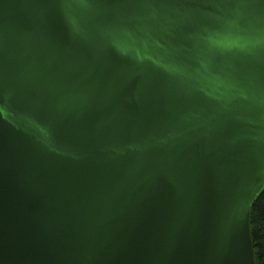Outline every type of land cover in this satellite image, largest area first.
<instances>
[{"label":"water","instance_id":"obj_1","mask_svg":"<svg viewBox=\"0 0 264 264\" xmlns=\"http://www.w3.org/2000/svg\"><path fill=\"white\" fill-rule=\"evenodd\" d=\"M0 0V264H256L264 0Z\"/></svg>","mask_w":264,"mask_h":264},{"label":"trees","instance_id":"obj_2","mask_svg":"<svg viewBox=\"0 0 264 264\" xmlns=\"http://www.w3.org/2000/svg\"><path fill=\"white\" fill-rule=\"evenodd\" d=\"M251 231L256 251V264H264V191L253 206Z\"/></svg>","mask_w":264,"mask_h":264},{"label":"snow or ice","instance_id":"obj_3","mask_svg":"<svg viewBox=\"0 0 264 264\" xmlns=\"http://www.w3.org/2000/svg\"><path fill=\"white\" fill-rule=\"evenodd\" d=\"M60 3L62 5V12H63L64 19H67L69 16V9L71 7L70 0H60Z\"/></svg>","mask_w":264,"mask_h":264}]
</instances>
